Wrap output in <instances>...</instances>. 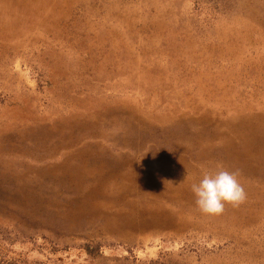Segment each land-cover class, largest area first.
Here are the masks:
<instances>
[{"label":"rangeland","instance_id":"374dc122","mask_svg":"<svg viewBox=\"0 0 264 264\" xmlns=\"http://www.w3.org/2000/svg\"><path fill=\"white\" fill-rule=\"evenodd\" d=\"M0 264H264V0H0Z\"/></svg>","mask_w":264,"mask_h":264},{"label":"clouds","instance_id":"9594fccd","mask_svg":"<svg viewBox=\"0 0 264 264\" xmlns=\"http://www.w3.org/2000/svg\"><path fill=\"white\" fill-rule=\"evenodd\" d=\"M238 171L220 168L204 173L197 184L192 185V192L199 210L209 216L223 214L225 205L238 207L247 199L243 185L239 182Z\"/></svg>","mask_w":264,"mask_h":264}]
</instances>
